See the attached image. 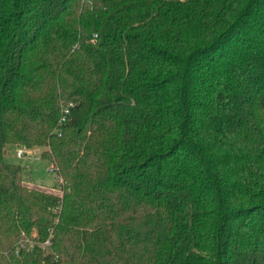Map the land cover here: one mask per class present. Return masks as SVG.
<instances>
[{
    "label": "trees",
    "instance_id": "trees-1",
    "mask_svg": "<svg viewBox=\"0 0 264 264\" xmlns=\"http://www.w3.org/2000/svg\"><path fill=\"white\" fill-rule=\"evenodd\" d=\"M0 264H264V0H0Z\"/></svg>",
    "mask_w": 264,
    "mask_h": 264
},
{
    "label": "rangeland",
    "instance_id": "rangeland-1",
    "mask_svg": "<svg viewBox=\"0 0 264 264\" xmlns=\"http://www.w3.org/2000/svg\"><path fill=\"white\" fill-rule=\"evenodd\" d=\"M30 149L31 152L29 154L22 158H18L15 156V144H10L6 146V160L24 167V178L26 180L24 184L28 187H38L41 185L48 189H59V184L56 182V175L48 170L50 161L42 156L46 147H34ZM33 238L35 239L34 241H36L35 244L38 246L44 245L39 240L37 230L34 231ZM48 250V252L52 251L51 248Z\"/></svg>",
    "mask_w": 264,
    "mask_h": 264
},
{
    "label": "built area",
    "instance_id": "built-area-1",
    "mask_svg": "<svg viewBox=\"0 0 264 264\" xmlns=\"http://www.w3.org/2000/svg\"><path fill=\"white\" fill-rule=\"evenodd\" d=\"M69 113H70V109H69V107H66L64 109V114H63V116L61 118V123H64L66 121L67 115ZM15 147H16L15 156L18 157V158H22V157L26 156L27 154H29L31 152V149L26 147V146H24V145L15 144ZM48 170H49V172H51V173L56 175V182H58V184H59V189H56V188H54V189L45 188V189L48 190V191H51V192H55V193H57L59 195H63V190L61 188V185L64 183V179H63V177H62V175L60 173V169H59L58 165L55 162L50 161V165L48 167ZM57 210L58 209H56L55 211H57ZM23 235H24V233H23ZM29 243H30V245H29L30 248H32L35 245L34 241H30ZM51 243H52L51 239L48 238L46 241L42 242V244H44V245H41V246L43 248L47 249V247H49L51 245ZM22 246H25L23 244V241L19 243L18 252L20 251V248Z\"/></svg>",
    "mask_w": 264,
    "mask_h": 264
}]
</instances>
